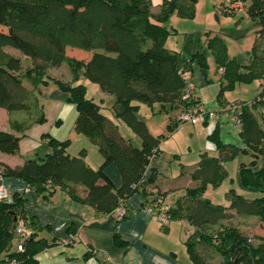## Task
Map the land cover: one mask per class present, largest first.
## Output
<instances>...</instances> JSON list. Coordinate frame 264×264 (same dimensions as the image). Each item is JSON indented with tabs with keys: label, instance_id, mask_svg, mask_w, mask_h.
Masks as SVG:
<instances>
[{
	"label": "trees",
	"instance_id": "16d2710c",
	"mask_svg": "<svg viewBox=\"0 0 264 264\" xmlns=\"http://www.w3.org/2000/svg\"><path fill=\"white\" fill-rule=\"evenodd\" d=\"M197 0H162L157 13L151 10V0H0V108L8 111L30 109L31 91L46 85L49 68L66 62L75 78L79 72L99 89L115 98L114 116L124 121L141 140L135 147L119 132L116 123L106 116L100 106L86 97L83 84L59 83L69 92V99L76 103L78 116L74 123L77 133L85 135L98 147L103 160L98 169H92L84 160V150L71 156L66 152L69 141L48 137L52 152L39 160H28L17 169L5 167L6 175H14L43 189L47 181L59 186L81 184L87 190L86 201L99 212L108 213L136 191H145V185L154 181L152 172L144 179L150 155L158 154L159 136H153L144 120L138 115L139 104L159 103L168 113L182 111L194 106L197 99H182L187 80L190 79L189 62L180 54L169 50L165 40L169 34L162 24L173 13L192 18ZM251 20L264 32V0H241ZM226 3V2H225ZM226 13H235L224 4ZM216 40V37H213ZM11 47L30 58L23 64L22 58L5 50ZM67 47L92 51L87 61L68 57ZM219 50V52H218ZM222 44L214 51L215 61L223 66L228 84L220 93L232 89L236 81L249 82L262 77L264 65L249 74L239 73V64L226 60ZM224 56V57H223ZM199 66L205 65V57L198 53L191 57ZM258 64L257 62L254 65ZM264 92L251 104L239 102L241 131L254 155L263 156L261 164L252 161L239 170V183L244 188H255L259 198L246 200L234 196L229 208L240 215H254L264 219V117L259 121L253 114L256 105L264 102ZM44 121L43 113L37 119ZM179 124L177 116L169 118L168 129L173 131ZM220 149L223 147L216 132L209 136ZM19 148V137L0 132V152L14 154ZM155 155V156H156ZM113 163L118 168L121 184L114 190L103 168ZM191 177L199 181L196 188L188 189L190 197L185 217L202 230L228 219L230 214L222 205H213L201 198L207 185L219 184L223 177L220 159L203 156ZM101 181L102 183H99ZM21 197L0 201V255L2 262L35 263V255L46 246L30 234L23 241V249L9 251L19 220ZM182 206L171 207L172 220L181 213ZM202 241L214 245L223 255L219 264H264V237L257 244L242 235L234 226H222L214 237L201 234ZM187 252L193 262L203 264L195 251V242L188 240ZM237 257L231 259V255Z\"/></svg>",
	"mask_w": 264,
	"mask_h": 264
},
{
	"label": "crops",
	"instance_id": "0c3cea01",
	"mask_svg": "<svg viewBox=\"0 0 264 264\" xmlns=\"http://www.w3.org/2000/svg\"><path fill=\"white\" fill-rule=\"evenodd\" d=\"M151 2L152 12L157 13L162 0H151ZM228 14L234 15V13ZM248 18L250 17L248 16ZM151 21L158 25L163 24V22L153 18ZM252 22L257 25L255 21L252 20ZM180 54L189 62L190 79L197 87L199 102L205 109L215 112L213 119L204 122L196 120L189 123L192 125L199 124L202 130L209 131L206 149L198 154L199 158L195 156L194 160L186 163L179 161L180 165L176 167L173 163H168L162 159L163 150L162 141H160L158 154L148 161L144 174L145 180L152 172L155 173L156 177L152 183L144 186V192L136 191L126 198L127 212L121 219H117L112 211L108 213L99 212L94 205L86 201L87 190L81 184L59 186L47 181L43 184V189L39 190L37 186L20 177L4 173L5 167L17 169L28 160H39L52 152V148L48 144V137L43 138L45 135L58 141L68 140L69 145L66 152L71 156H77L84 150V160L92 169H98L101 166L103 158L98 147L90 142L85 135L75 131V121L67 123L70 121L66 118V112L70 107L63 112V108L67 106L66 101L69 95L63 92L58 85L60 82H66L61 71L63 66L67 64L66 62L47 70L45 77L47 84L39 85L31 91L29 110L8 111L5 108H0V132L19 137V148L16 153L0 152V183L5 186L11 199L14 196L22 199L18 225L22 223L31 232L35 240H42L46 243V246L36 253L34 256L36 261L32 264H199L193 262L187 252L186 243L188 240L195 242V251L203 264H219L223 261V255L214 248V245L202 241L199 238L200 235L205 234L214 237L215 233L226 225L225 222L237 221L242 217H257L240 215L234 209L229 208L230 201L234 196L246 200L261 196V193L258 196H247L244 191L246 188L238 182L241 166L247 165L241 164L238 154H247V150L251 148L240 133L239 118L237 122V119L234 118L235 112L230 111L229 106L237 102L251 104L260 85L264 82V73L262 77H255L249 82L236 81L232 89L224 90L221 94V87L228 84V79L224 75V67L217 64L220 68L218 89L214 92L213 98L206 100L203 93L208 89V85L203 79L200 80V72L196 70V61H190L191 57L182 52ZM90 56L85 57L88 60ZM21 58L23 61V57ZM80 60L87 61L83 58ZM255 62L258 64L254 65ZM260 63L264 65V32L256 30L251 59L246 64L237 63L239 64L237 71L249 74L256 70ZM67 68V72L70 71L69 65ZM69 75L68 72L67 76ZM89 82L82 77L81 84L86 87V94L89 90ZM90 88L92 92H98L99 97L101 96L100 92L102 91L100 89L96 91L97 89L93 85H90ZM110 98L112 109L115 98L113 99L112 95ZM103 100L102 97H100V103L93 100L100 106L101 110ZM46 102L48 105L45 104ZM132 104L139 103L132 102ZM42 113L43 115L45 113V120L39 122L37 119ZM171 113H174L172 116L176 117L179 111ZM253 114L261 121L262 116L264 117V102L256 105ZM112 115L115 117L113 109ZM108 117L116 123L120 134L125 139L131 142L136 140L138 147H141L140 138L135 137L136 134L128 126L121 127L119 122L114 120L115 118ZM65 126L66 130L63 131L62 128ZM214 132L223 145L220 149L209 137ZM150 133L156 136L153 132ZM251 152L254 155L252 150ZM175 156L178 155L175 154ZM203 156L218 157L224 177L219 184L207 185L201 198L213 205H222L227 208L230 217L198 230L183 216L187 215L186 208L190 201L188 189L196 188L199 185V181L194 180L191 175ZM103 172L116 190L121 184V177L116 165L113 163L106 165ZM228 173H230L231 179L229 183L224 185L219 195H216L217 192L213 195L208 194L209 187L214 189L224 184L225 176ZM99 183L102 182L99 181ZM156 196H160L171 207L182 206V211L179 212L182 213L171 220L167 226H162L154 216L141 209ZM243 218L241 220L244 221ZM233 226L241 230L238 224ZM72 235H75L76 239L69 242ZM23 241L20 236L14 234L8 252L20 250ZM4 256V253L1 254L0 260L4 259ZM0 264L24 263L13 261Z\"/></svg>",
	"mask_w": 264,
	"mask_h": 264
},
{
	"label": "rangeland",
	"instance_id": "374dc122",
	"mask_svg": "<svg viewBox=\"0 0 264 264\" xmlns=\"http://www.w3.org/2000/svg\"><path fill=\"white\" fill-rule=\"evenodd\" d=\"M225 2L226 0H197L194 3V14L192 18L182 17L173 13L165 22H163L164 26L169 31L165 40V46L169 50L177 53L182 52L188 57H193V55L198 53H202L204 55L205 65L198 66L196 63L195 64L196 70L200 72V80L203 79V81L208 85V89H206L205 93H203V97L206 100L213 98L214 92L218 89L220 68L217 66L214 54L217 46L222 44V52L223 55H225L226 60L246 64L247 61L251 59L256 30L261 29L260 25L253 24L252 20L248 18L245 10H237L234 15L226 13L224 4L226 6H228V4ZM249 4V2H246L245 6L247 7ZM213 37H216V40H214ZM5 50L15 56L23 57L24 65L29 64L27 61H31L30 58L24 56L17 49L7 47ZM66 54L68 57H73L78 60L82 58L87 60V57L85 56L91 55L92 51L67 47ZM67 67L68 65L65 64L61 70L64 77L61 78L66 81L64 84H69L71 86L80 84L82 77L85 78L83 72H79L78 78H75L70 68V71L68 70L70 75L67 76ZM89 83V90L86 97L94 98L93 100L97 103H100V97H102L104 99L102 102V112L106 116H111L113 119L115 118L114 120H117L121 127H127V124L124 121L113 117L111 109V95L100 92L101 96L99 97L98 92H92V89L90 88V85H93V87H96V91H99L97 84L92 82ZM58 86L63 92H66L69 95L68 90H65L61 85ZM69 97L70 95L66 101L67 106L63 108V112H65L66 109L70 107L66 112V118L70 121L67 123L74 122L79 114L76 103L70 100ZM45 104L48 105L47 102ZM139 104L140 108L138 110V115L142 120H144L149 131L153 132L156 136H159L160 141H162V159L168 163H173V165L178 167V165H180L179 161L182 163L190 162L195 159V156L196 158H199L198 154L200 152L205 151L209 131H204V129L202 130L199 124L192 125L189 123H181L178 128L172 132L168 129V124L169 116L174 115V113H168L166 109H161V105L159 103H155L153 105L143 103ZM43 116L45 118V113ZM62 130L65 131L66 126L63 127ZM135 137H138L139 139V136L136 135ZM132 144L135 147H138L136 140H133ZM175 154L178 156L176 157ZM239 157L241 164L249 165L252 161H256L258 164H261L263 161V156L260 154H257L256 156L252 155L251 149L247 150V154L239 153L238 158ZM229 174L230 173L225 176V180L223 182L224 184L222 186L214 188L217 190L209 187L208 194L213 195L217 192L218 194L216 195H219L224 185L229 183L231 179ZM244 191L247 196H258L260 193L255 188H246ZM241 219H237V221L232 220L225 222V224L227 226L238 224L239 227H241L239 232L249 238L251 243L257 244L259 241L258 237H264V219L259 217L243 218L244 221ZM236 257L237 256L234 254L231 255V259Z\"/></svg>",
	"mask_w": 264,
	"mask_h": 264
},
{
	"label": "built area",
	"instance_id": "2783aa9c",
	"mask_svg": "<svg viewBox=\"0 0 264 264\" xmlns=\"http://www.w3.org/2000/svg\"><path fill=\"white\" fill-rule=\"evenodd\" d=\"M226 3L228 4V8L230 10H235V11L245 10L244 4L241 0H226ZM263 92H264V82L260 85L255 98L259 99ZM198 97H199L198 90L195 83L191 79H188L184 93L182 94V99L195 100ZM240 107L241 105L239 102L229 106V110L235 112L234 118L237 119V122H238V115L240 113L239 110ZM213 118H215V112L205 109L200 102H197L194 106L188 109L180 111L177 115V120L179 121V123H193L196 120H200L204 122ZM155 155L156 152L154 151L150 155L149 160L153 158ZM9 197L10 195L6 190L5 186L2 183H0V201L7 200L9 199ZM141 209L143 211H146L150 215L154 216L162 226H167L172 220L170 213L171 206L165 203L160 196H156L149 204L142 206ZM112 212L117 217V219L123 218L127 212L126 199H120L119 204L113 209ZM15 234L20 236L23 240H25L26 238L29 237L31 232L27 230V228L22 223H20L15 228ZM75 237H76L75 235H72L69 239V242H73L76 239ZM22 249L23 247H21L20 250Z\"/></svg>",
	"mask_w": 264,
	"mask_h": 264
}]
</instances>
